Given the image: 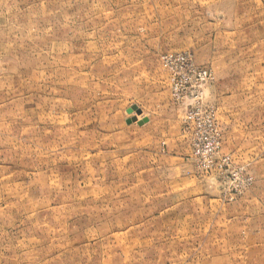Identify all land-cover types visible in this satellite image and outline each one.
<instances>
[{"label": "rangeland", "instance_id": "1", "mask_svg": "<svg viewBox=\"0 0 264 264\" xmlns=\"http://www.w3.org/2000/svg\"><path fill=\"white\" fill-rule=\"evenodd\" d=\"M0 264H264V0H0Z\"/></svg>", "mask_w": 264, "mask_h": 264}, {"label": "crops", "instance_id": "2", "mask_svg": "<svg viewBox=\"0 0 264 264\" xmlns=\"http://www.w3.org/2000/svg\"><path fill=\"white\" fill-rule=\"evenodd\" d=\"M224 216L225 214H221ZM224 220V227L227 230L234 229L232 232L226 233L225 235L228 237L234 238H248L255 236L256 226L254 225V229L252 228V222L257 221V217L254 215H243V214H229L227 218ZM210 227V226H209ZM210 229V228H209ZM258 233V232H256Z\"/></svg>", "mask_w": 264, "mask_h": 264}, {"label": "built area", "instance_id": "3", "mask_svg": "<svg viewBox=\"0 0 264 264\" xmlns=\"http://www.w3.org/2000/svg\"><path fill=\"white\" fill-rule=\"evenodd\" d=\"M198 112H192L191 114H189L188 116H187V120L188 121H194V120H196L197 119V117H198ZM209 123V122H208Z\"/></svg>", "mask_w": 264, "mask_h": 264}]
</instances>
